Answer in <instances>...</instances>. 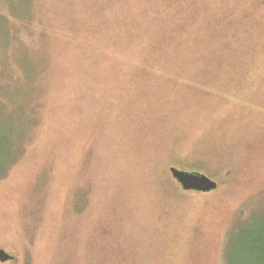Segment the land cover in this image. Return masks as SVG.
I'll return each mask as SVG.
<instances>
[{
    "label": "rangeland",
    "instance_id": "rangeland-1",
    "mask_svg": "<svg viewBox=\"0 0 264 264\" xmlns=\"http://www.w3.org/2000/svg\"><path fill=\"white\" fill-rule=\"evenodd\" d=\"M5 6L0 264H226L264 222V0Z\"/></svg>",
    "mask_w": 264,
    "mask_h": 264
},
{
    "label": "trees",
    "instance_id": "trees-1",
    "mask_svg": "<svg viewBox=\"0 0 264 264\" xmlns=\"http://www.w3.org/2000/svg\"><path fill=\"white\" fill-rule=\"evenodd\" d=\"M0 4H5L7 10H15L19 4V0H0ZM28 8V7H27ZM18 16L15 19V22L20 26L27 25L28 15L21 17ZM13 92H11L12 94ZM10 95V94H9ZM9 95L3 96L0 99V109L5 104H8L9 101H12V98L8 100ZM5 100V103H4ZM35 106H37L34 103ZM32 108V107H31ZM33 110V108H32ZM2 120H0V125L2 126ZM22 139L20 138H11L10 135L6 134L2 128H0V172L3 173L7 170L10 162L18 155V152L22 151ZM191 165L194 167H187L184 172H200L201 163L193 162ZM189 170V171H186ZM190 172V173H191ZM178 185V184H177ZM180 188V187H179ZM255 216V215H254ZM262 217L264 216L261 215ZM237 231V230H236ZM235 231V232H236ZM232 233V235L235 234ZM237 240V249L232 251V253L226 254V264H264V222H258V225L255 227H249L246 233L243 236H239ZM228 252V251H227ZM225 255V253H224ZM237 261V262H236Z\"/></svg>",
    "mask_w": 264,
    "mask_h": 264
},
{
    "label": "water",
    "instance_id": "water-1",
    "mask_svg": "<svg viewBox=\"0 0 264 264\" xmlns=\"http://www.w3.org/2000/svg\"><path fill=\"white\" fill-rule=\"evenodd\" d=\"M169 173L173 180L185 192L209 193L217 188V184L200 173L184 172L175 168H170ZM13 257L0 250V262L11 261Z\"/></svg>",
    "mask_w": 264,
    "mask_h": 264
}]
</instances>
